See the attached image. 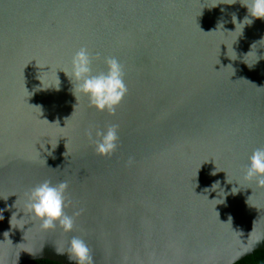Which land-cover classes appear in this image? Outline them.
I'll return each mask as SVG.
<instances>
[{"label": "water", "instance_id": "95a60500", "mask_svg": "<svg viewBox=\"0 0 264 264\" xmlns=\"http://www.w3.org/2000/svg\"><path fill=\"white\" fill-rule=\"evenodd\" d=\"M247 3L0 0V264H76L73 237L92 264H236L264 251V187L245 179L264 148V20L234 32ZM81 48L94 74L108 58L123 67L114 115L74 95L64 72ZM113 125L117 151L99 156L95 133ZM44 181L68 183L66 214L81 212L71 233L29 216Z\"/></svg>", "mask_w": 264, "mask_h": 264}, {"label": "clouds", "instance_id": "9594fccd", "mask_svg": "<svg viewBox=\"0 0 264 264\" xmlns=\"http://www.w3.org/2000/svg\"><path fill=\"white\" fill-rule=\"evenodd\" d=\"M242 6L248 9L249 16L252 19H249V16H246L242 22L236 21L234 32L237 30V23L242 25L244 30V27L246 25H251L254 20H264V0H248V3ZM233 18L236 20L235 15ZM221 25L222 24L218 25V27L220 28ZM251 51L246 54V56H248ZM93 59L94 58L90 55L87 48H81L72 58L71 77L68 73L63 72L72 81L74 80L76 82V86L74 88V95L76 99V93L82 94L88 98L90 106L97 111L101 113L107 111L109 114L114 115L116 109L122 104L128 93L127 86L124 83L123 67L117 59L108 58L105 60L107 71L94 74L92 69ZM95 59H100V57L97 56ZM258 61L259 59L257 60V63ZM57 79L59 81V86L54 89L59 91L61 81L58 75ZM40 84L43 88V82L41 80ZM47 122L50 123L49 121ZM118 141V127L116 125L108 127L106 131H97L95 133L94 140L97 155L102 157H110L114 155L117 151ZM45 163L47 165L46 160ZM129 163L131 164L132 161H129ZM216 173L217 172L215 170L211 174L216 175ZM245 179L248 181H255L257 186L264 187V148H257L252 153L249 164L246 167ZM217 184L220 186V182L216 181L212 185L211 189H206L205 191H214L213 188ZM68 187L69 185L67 182H61L57 185H53L50 181H44L30 191L28 203L26 205L28 214L31 218L40 222L42 229L52 230L59 226L65 233H71L74 230L75 217L79 216L81 212L75 211L71 216L66 214L65 209L68 207L66 193L68 191ZM239 191L240 186L232 187L230 193L224 192L228 196L229 194H238ZM14 215L16 214H13V216ZM13 216L10 220L11 226ZM221 222L226 223L222 220ZM6 234L8 233H5V235ZM67 254L69 260L75 261L76 264H92L90 249L85 241L80 238L73 237L71 239Z\"/></svg>", "mask_w": 264, "mask_h": 264}, {"label": "trees", "instance_id": "16d2710c", "mask_svg": "<svg viewBox=\"0 0 264 264\" xmlns=\"http://www.w3.org/2000/svg\"><path fill=\"white\" fill-rule=\"evenodd\" d=\"M25 264H59L53 261L41 260ZM236 264H264V251H257L253 255L248 256Z\"/></svg>", "mask_w": 264, "mask_h": 264}]
</instances>
